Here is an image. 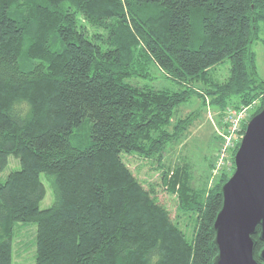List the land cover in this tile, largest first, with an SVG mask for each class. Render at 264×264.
<instances>
[{
  "label": "trees",
  "instance_id": "obj_1",
  "mask_svg": "<svg viewBox=\"0 0 264 264\" xmlns=\"http://www.w3.org/2000/svg\"><path fill=\"white\" fill-rule=\"evenodd\" d=\"M254 41L264 44V0H0V175L10 158L19 165L0 180V264H13L17 223L35 225V264H213L236 150L229 172L196 181L166 159L195 114L171 119L192 97L221 118L259 100L257 114ZM144 61L177 89L129 83L137 67L149 74ZM82 124L90 144L74 147ZM130 157L159 181L139 178Z\"/></svg>",
  "mask_w": 264,
  "mask_h": 264
},
{
  "label": "rangeland",
  "instance_id": "obj_2",
  "mask_svg": "<svg viewBox=\"0 0 264 264\" xmlns=\"http://www.w3.org/2000/svg\"><path fill=\"white\" fill-rule=\"evenodd\" d=\"M192 24L195 28V35L193 38V46L195 47L200 35L198 20L195 17L192 20ZM252 51L254 54L257 80L259 82H264V44L259 41H254L252 44ZM143 65V68L149 74L146 77H141V73L137 67L136 69L139 75L135 76L134 78H129L127 80L129 83L153 88H170L173 90L177 89L173 85V82L166 78V75L156 64H154V62L144 61ZM220 67L223 69L225 68V71L223 72L226 75L228 72L227 60L224 61L223 65H220ZM259 103V100H257L255 105H252L250 108H248L244 120L248 119L250 115H253ZM226 112L225 113L226 115L228 114V117L229 114L232 115L230 112L239 111L229 109ZM189 113H194L195 118L192 120L191 126L186 132L183 141L170 148L166 159L171 165L176 164V162L177 164H188L190 170L192 171L194 180L196 181H198L199 177L211 175L208 181V185L210 186L216 177L219 176L221 171L226 170L229 172L231 170L232 154L234 150H237L238 144L240 142V136L242 137L243 135L242 127H240V130L237 132V136L233 140V146L229 148V151L225 154L220 166L218 169H216V165L219 160V152L223 144L222 135L226 134L228 130L224 128L226 115L221 118L219 112L212 109L211 106H204L200 99L192 97L186 103L182 104L178 108V111L174 112L171 120L176 121L177 118L185 117ZM82 125L80 129L74 130L72 136L70 137V142L74 147L84 148L90 144V138L88 137L86 125ZM214 134L220 137V142L217 143V147H215L216 139ZM211 158L212 160L209 161ZM127 160L130 169L133 171V173L138 175L139 178L143 179L148 175L153 182L159 181L158 172H153V170L149 169L148 165L142 168L140 167L139 160H136L132 157L127 158ZM213 161L214 169H212L211 173L210 170H208V165ZM18 168V162L10 158L8 168H6L5 171L0 175V180L3 181L11 172V170L14 171ZM1 176L4 178L2 179ZM41 181L45 185L46 194L40 203V209H47L52 205L53 202L52 191L45 181V177L43 175H41ZM34 235L35 225L23 223H17L15 225V238L13 240V264H35Z\"/></svg>",
  "mask_w": 264,
  "mask_h": 264
},
{
  "label": "water",
  "instance_id": "obj_3",
  "mask_svg": "<svg viewBox=\"0 0 264 264\" xmlns=\"http://www.w3.org/2000/svg\"><path fill=\"white\" fill-rule=\"evenodd\" d=\"M234 170L221 186L222 205L213 223V264H264V104L246 123L233 156ZM259 227V231L257 228Z\"/></svg>",
  "mask_w": 264,
  "mask_h": 264
},
{
  "label": "built area",
  "instance_id": "obj_4",
  "mask_svg": "<svg viewBox=\"0 0 264 264\" xmlns=\"http://www.w3.org/2000/svg\"><path fill=\"white\" fill-rule=\"evenodd\" d=\"M246 111L247 109L243 108L239 112L232 113V115H230V117L228 118L230 127L227 130V133L222 135L223 144L219 152V160L217 162L216 169H218V167L220 166L222 159L229 151V148L233 146V140L237 136V132L240 130L241 121L245 119Z\"/></svg>",
  "mask_w": 264,
  "mask_h": 264
}]
</instances>
